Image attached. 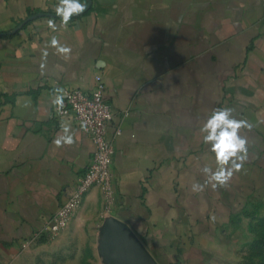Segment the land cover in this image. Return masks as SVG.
Instances as JSON below:
<instances>
[{"label":"crops","instance_id":"0c3cea01","mask_svg":"<svg viewBox=\"0 0 264 264\" xmlns=\"http://www.w3.org/2000/svg\"><path fill=\"white\" fill-rule=\"evenodd\" d=\"M57 2L0 0V264L50 233L89 165L92 138L52 100L62 86L92 89L98 74L115 114L114 200L91 187L68 228L115 218L151 264H217L246 205L264 198V0H88L66 29ZM223 106L254 125L242 130L248 159L227 186L193 192L203 165L215 167L200 126ZM62 125L74 143L57 147Z\"/></svg>","mask_w":264,"mask_h":264},{"label":"rangeland","instance_id":"374dc122","mask_svg":"<svg viewBox=\"0 0 264 264\" xmlns=\"http://www.w3.org/2000/svg\"><path fill=\"white\" fill-rule=\"evenodd\" d=\"M237 221L229 245L217 253L222 254L217 264H264V198L249 202ZM102 227L69 229L67 225L40 236L18 264H111L103 249Z\"/></svg>","mask_w":264,"mask_h":264},{"label":"clouds","instance_id":"9594fccd","mask_svg":"<svg viewBox=\"0 0 264 264\" xmlns=\"http://www.w3.org/2000/svg\"><path fill=\"white\" fill-rule=\"evenodd\" d=\"M88 0H58L54 7L55 17H59L61 27L67 28L74 16L85 13L88 9ZM55 17L48 19L47 26L56 32L57 24ZM50 45L57 49L60 54H70L71 48L60 43L57 36H52ZM47 55V52H44ZM52 104L57 109L64 107L66 93L63 89H55ZM86 130V125L82 124ZM254 125L236 114V110L229 106L216 107L204 119L199 131L203 134L202 142L207 146V151L214 154L215 167L204 164L200 169L206 177L203 183L193 182V192H203L210 185L213 189L225 187L233 178L234 174L240 172L248 159L249 138L242 130L251 131ZM64 135L58 136L54 143L57 147L64 144L74 143L68 125H62Z\"/></svg>","mask_w":264,"mask_h":264},{"label":"built area","instance_id":"2783aa9c","mask_svg":"<svg viewBox=\"0 0 264 264\" xmlns=\"http://www.w3.org/2000/svg\"><path fill=\"white\" fill-rule=\"evenodd\" d=\"M61 89L66 93L64 107L58 110L54 105L56 117L58 119L73 117L81 130L92 138L94 151L89 165L78 177L71 196L52 217L48 230H44L50 233H57L67 227L73 212L91 187L101 188L107 205H111L114 200L112 165L115 144L108 136V127L114 120L115 114L112 104L106 98L103 78L98 74L95 78V85L90 90L65 86ZM82 124L86 125V130ZM120 134L121 130L118 128L116 135Z\"/></svg>","mask_w":264,"mask_h":264},{"label":"water","instance_id":"95a60500","mask_svg":"<svg viewBox=\"0 0 264 264\" xmlns=\"http://www.w3.org/2000/svg\"><path fill=\"white\" fill-rule=\"evenodd\" d=\"M102 230L103 249L109 263L151 264L146 248L127 224L113 218L103 225Z\"/></svg>","mask_w":264,"mask_h":264}]
</instances>
